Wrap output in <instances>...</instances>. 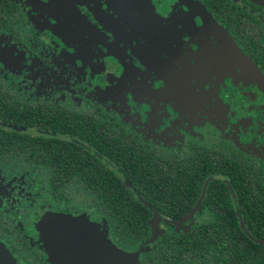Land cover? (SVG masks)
<instances>
[{
    "label": "flooded vegetation",
    "instance_id": "af4514ba",
    "mask_svg": "<svg viewBox=\"0 0 264 264\" xmlns=\"http://www.w3.org/2000/svg\"><path fill=\"white\" fill-rule=\"evenodd\" d=\"M261 80L264 0H0V113L96 119L107 155L46 125L0 130L79 147L135 200L133 219H107L99 187L86 203L72 181L57 202L42 171L0 166L10 262L105 264L109 248L127 264H264L241 250L264 246L241 223L264 237L240 203L264 196Z\"/></svg>",
    "mask_w": 264,
    "mask_h": 264
},
{
    "label": "trees",
    "instance_id": "16d2710c",
    "mask_svg": "<svg viewBox=\"0 0 264 264\" xmlns=\"http://www.w3.org/2000/svg\"><path fill=\"white\" fill-rule=\"evenodd\" d=\"M11 109L10 114L6 116L0 113V119L17 126L46 125L57 132L92 142L95 149L102 154L105 152L104 148H100L102 144L99 141H103L105 144L107 139L103 136L102 129L98 127L97 124L100 122L96 119L86 121L84 117L76 119L72 116L43 114L42 110L36 107L25 108L32 114L25 113L22 108L19 109L17 106ZM98 165L101 164L93 156L69 142L0 130V166L15 171H42L52 190L53 199L57 202L67 200V195L63 191L72 181L85 189L86 203H88L89 196L87 189L99 187L103 193L101 195L91 193L90 198L97 201L98 198H101V203L112 206V210H106L107 219L112 220L117 217L124 221L133 219L131 211L126 208L135 203V200L116 179L111 180L106 173L100 174L104 167L101 165V168L96 170L95 167ZM253 184L257 187H264L260 180H256ZM243 202L247 206L244 209L245 216L256 223L251 230L257 233L256 236L264 237V196L241 195L240 203ZM226 215L236 221L232 211L227 212ZM124 228H127V231H124L123 235L133 234L129 231L132 229L131 227ZM236 231L237 228H235V235ZM248 244L251 249L242 248L241 250L249 253L251 263L258 262L262 256L264 257V246Z\"/></svg>",
    "mask_w": 264,
    "mask_h": 264
},
{
    "label": "water",
    "instance_id": "95a60500",
    "mask_svg": "<svg viewBox=\"0 0 264 264\" xmlns=\"http://www.w3.org/2000/svg\"><path fill=\"white\" fill-rule=\"evenodd\" d=\"M260 85H261V89H262V88L264 89V81L261 80ZM0 125H1L2 128L10 129V130H13V131H16V132H19V131L21 132V131L25 130L24 128H20V127L14 126V125H6V124H0ZM74 142H75L76 144H78L79 146H81V147L84 148V145L80 144V143L77 142V141H74ZM86 150L92 151V150H90L87 146H86ZM94 154L97 156L96 153H94ZM127 184H128V183H127ZM226 184L228 185V187H230V184H229L228 182H226ZM205 185H206V184H205ZM205 185H204V188H205ZM139 201H140L145 207L149 208V205H148L146 202H144L142 199H139ZM236 212H237V216H238V218H239L240 221L242 222V217H241V214H240L239 210H236ZM241 227H242L243 231L246 233V235L249 236L253 242H255L256 244H259V245H264V239H255V238L251 237V236L248 234L246 228L243 226V223H241ZM116 252H118V254H119V258L127 259L128 255H127L125 252L120 251V250H119V251H116ZM11 261H12V260H11ZM0 264H12V263L10 262V254L8 253V251L6 250V248H4V246H2L1 244H0ZM103 264H104V263H103ZM105 264H110L109 261H107V259H106Z\"/></svg>",
    "mask_w": 264,
    "mask_h": 264
},
{
    "label": "rangeland",
    "instance_id": "374dc122",
    "mask_svg": "<svg viewBox=\"0 0 264 264\" xmlns=\"http://www.w3.org/2000/svg\"><path fill=\"white\" fill-rule=\"evenodd\" d=\"M102 251L105 255V258L107 259V261H109L110 264H127L128 257L127 259L119 258L118 252H113L109 248H107L106 250L104 249Z\"/></svg>",
    "mask_w": 264,
    "mask_h": 264
}]
</instances>
